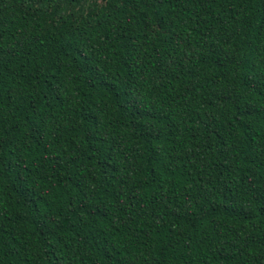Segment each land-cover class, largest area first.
Segmentation results:
<instances>
[{
	"label": "trees",
	"instance_id": "obj_1",
	"mask_svg": "<svg viewBox=\"0 0 264 264\" xmlns=\"http://www.w3.org/2000/svg\"><path fill=\"white\" fill-rule=\"evenodd\" d=\"M0 264H264V0H0Z\"/></svg>",
	"mask_w": 264,
	"mask_h": 264
}]
</instances>
